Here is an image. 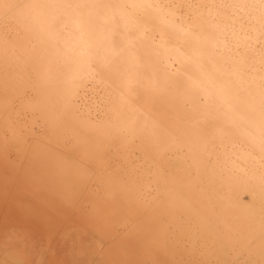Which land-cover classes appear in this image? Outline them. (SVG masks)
<instances>
[{
    "label": "bare ground",
    "instance_id": "bare-ground-1",
    "mask_svg": "<svg viewBox=\"0 0 264 264\" xmlns=\"http://www.w3.org/2000/svg\"><path fill=\"white\" fill-rule=\"evenodd\" d=\"M4 127L33 178L89 187L95 232L131 225L142 260L264 264V0H0Z\"/></svg>",
    "mask_w": 264,
    "mask_h": 264
},
{
    "label": "rangeland",
    "instance_id": "rangeland-1",
    "mask_svg": "<svg viewBox=\"0 0 264 264\" xmlns=\"http://www.w3.org/2000/svg\"><path fill=\"white\" fill-rule=\"evenodd\" d=\"M20 119H22V120H20L18 123H17L18 120H16V122L13 121V125L16 126L17 124H20L22 126V124L24 123L23 121H25V123H24L25 125L29 124L28 123L30 121L29 116L24 118V119L21 117ZM14 123H16V125ZM28 127H29V125H26V128H25L26 131L23 128L24 130H21L22 134L21 133L18 134V136L21 135V137L19 136L21 138L20 141L22 140V142L24 143L25 140L27 142H29V140H30V143H31V142H34V140L32 141V139H35V138L36 139L39 138L38 140L43 139V137L41 136V131L38 130V127H36V126H34L35 136L33 134H31L33 136H31V138H30L29 133L26 135V133L28 132ZM2 129H0V135H1L0 139H3L2 137H4L2 135L3 133L1 132V130L4 132V135L7 136V138L4 137L6 139L2 140V141L5 140L4 143L7 140L9 141L8 136H10V138L12 139V140H10V142L14 141V140L16 142V139L19 140V137L16 138L17 136L12 135L10 132H8L9 130L8 131L6 130L7 128L4 127ZM36 129H37V131H36ZM8 133H10L11 135ZM23 135L24 136L26 135V137H24ZM12 136H14V137L12 138ZM24 138H25V140H24ZM27 138H29V139H27ZM36 139H35V141H36ZM2 141L0 140V142H1L0 146H4L7 143L6 142L4 144V143H2ZM10 142H8L7 146H6L9 148V149L7 148L8 150L4 147L5 148L4 151H6V150L8 151L6 154L3 153L4 151L2 152L0 150V154H1L0 155V157H1L0 158V161H1V163H0V168H1L0 169V258L1 257L5 258L8 262V264H105V263L108 264V262L110 264H115L116 261L120 262V263L116 262V264H121V263L126 264L129 260L134 259V258L137 259L138 257H139L138 259L141 260V263H140V261L137 262L138 259L135 262V259H134V260H131V262L127 263V264H133V262H134V264H136V263L137 264H143V263L144 264H155V262L160 261V260H162L163 263H165V264L166 263L167 264H169V263L170 264L171 263L172 264H177V263L178 264H201L200 261H202V260L200 258H198L197 253H195V252L193 254L190 253L189 246H186V245H188V243L184 244V247L185 246L186 247L183 248L184 250H186V248H187V250L185 252H183V249H181L180 253H182V254L179 253L180 256L178 254L176 255V256H178V258L175 257V259H174L175 263H174V261L168 263L167 260H164V258L161 256V254L160 255L157 254L158 257H160V259L158 257H156V259L154 261L153 258H155V257L153 254H155V256H156V253H157L156 251H155L156 253H154V252L149 253L150 252L149 251L148 257H146L148 260L145 258L142 260L141 257L144 255L143 253L145 251L142 253L140 246H138L139 244H137L138 242L136 241V238L134 239L133 237H131L129 232L127 233L128 235L126 237L125 234L127 231H129L128 228L129 227L131 228V225H129V227H127L128 223L121 224L124 221V219L122 220V218H120V219L118 218L119 219L118 221H122L121 223L120 222L119 223L121 225H124V226L126 225L125 228L121 225H119V226L116 225V226H112V227H114V231H113V228H111V232H110V230H108L112 234L114 232L115 235L110 234L108 231L107 232L111 235V237H110V235L105 236L103 234L102 235L99 234L100 232L99 233L97 231L95 232L94 231L95 229L91 228L89 226V224L83 220V218L85 220H88V219H86L85 216H87V218L88 217L90 218L92 215L91 214L92 206H89V205H91V201H89L88 196H86L88 194L89 187L86 186L85 189L83 188V191H82V189L77 188L78 192L76 191V188L74 189L76 192L71 190L70 194L73 195L72 199L71 198L67 199V197L70 194L68 195L69 191L67 193L65 192L66 191L65 187H63V188L58 187V188L64 190L62 193L61 190L59 191V189L54 190V188L50 186L51 184L49 183V181L47 183H49L50 185L47 183L45 184V182L42 181L43 179H40V181H42L44 183L40 182L38 180L40 174L38 175V177L33 178L34 177L33 174H35V176H37V173L39 172V170H38V172H37V170L35 171V169H33V167L29 166L27 163H26L27 167L29 166L30 170L32 169V170H34V172H37V173L31 172L28 168H26L25 162H28V161L25 160L26 159L25 157H22V160L20 161L21 158L19 159V157L22 156L21 155L22 153L19 154L20 153L19 149H17L14 146L15 144H12ZM27 142L24 143L25 147H27L29 145V143L27 144ZM10 145H13L14 148H13V146L11 147ZM10 147L13 148L14 151H13V149H12V151H10L11 150ZM0 149H3V148L0 147ZM16 150H18L19 153L18 152L16 153ZM14 154L16 157L14 156ZM11 158L13 159L12 161H11ZM16 162H18V163H16ZM26 170L30 171V173H28ZM13 172H14V175H13ZM6 178H7V180H6ZM40 178H41V176H40ZM18 180H19V182H18ZM8 181H10V182H8ZM32 183H33V185H32ZM41 184H43V185H41ZM42 186H44L45 189L42 188ZM93 188H96V186H94ZM79 190H81L82 192ZM58 191L61 193L59 194ZM53 192H55V193H53ZM74 193H78L79 196L77 195L74 198V196L76 195ZM65 197H66V199H65ZM84 199H85V201H83ZM66 200H68V201L71 200L69 202L73 201V203L70 204ZM87 202H88V204H87ZM66 203H69L68 206ZM81 203H82V206L80 205ZM67 209L69 212L66 211ZM88 209H90L91 211ZM77 210H78V212H77ZM79 210H80V212H79ZM88 211L90 214L88 213ZM81 212L83 213V215L81 214ZM73 214H75V217ZM76 215H78V217L81 215L80 216L81 218L80 217L78 218ZM82 216H84V217H82ZM80 223H81V225H79ZM86 223L88 224V226ZM115 229H116V231H115ZM123 233H124V235H123ZM98 234L100 235V237ZM119 234H122V235H119ZM101 236H104V238ZM108 236L110 238H108ZM128 236H130V237H128ZM115 238H116V240L118 238V241L114 242L113 240ZM128 238H130V239H128ZM98 239L99 240L101 239L102 242H101V240L99 241ZM103 239H105V240H103ZM121 240L123 243L119 242ZM112 243L115 245H113ZM130 243H132V247L134 245L136 246V247H134L135 250L132 249V247H130ZM108 245H110V246H108ZM119 249H120V251H119ZM107 250L111 253H109V252H108L109 254L105 253V252H107ZM121 250L123 252H121ZM102 251H104V252H102ZM100 253H102L106 257H104L101 254V257H102L101 258ZM123 253H124V256H123ZM125 253H126V255H125ZM129 253H131L130 255H132V253H133L136 256L134 257V255H132L134 257V258H132V256L129 255ZM138 253H139V255H138ZM183 253H185V255ZM150 254H152V256H149ZM186 254H187V256H186ZM195 254L197 255V257ZM145 255H146V252H145ZM181 255L183 257H181ZM193 255H195V256H193ZM126 256L128 259H126ZM103 257H104V259H103ZM108 257L109 258L112 257L111 258L112 260H110ZM151 257H152V260H151ZM179 257H181V258H179ZM101 259H103V260H101ZM113 259H114V262H113ZM124 259L127 261H125ZM157 263L162 264V262H157Z\"/></svg>",
    "mask_w": 264,
    "mask_h": 264
}]
</instances>
